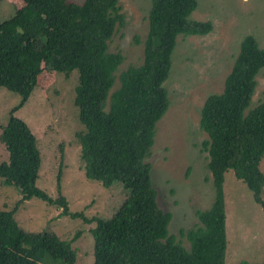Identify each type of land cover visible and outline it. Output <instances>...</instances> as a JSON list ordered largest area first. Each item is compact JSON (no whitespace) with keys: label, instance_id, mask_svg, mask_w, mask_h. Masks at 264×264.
<instances>
[{"label":"trees","instance_id":"1","mask_svg":"<svg viewBox=\"0 0 264 264\" xmlns=\"http://www.w3.org/2000/svg\"><path fill=\"white\" fill-rule=\"evenodd\" d=\"M22 2L0 20V86L20 96L0 130V142L8 152L7 160L0 162V178L19 190L18 203L37 197L62 206L64 215H80L68 212L65 197L53 199L35 185L40 165L36 139L12 114L43 76L76 70L73 103L82 128L75 136L84 174L104 187L120 182L126 190L107 218L82 216L84 223H92V264H264L224 261L225 172L232 170L264 208L259 166L264 154V99L249 108L255 76L264 66V47L255 37L246 34L241 39L222 90L208 94L200 108L213 199L207 209L195 210L199 224L180 229L177 236L168 229L171 212L156 201L148 158L156 123L169 106L163 83L177 37L204 35L212 29L211 22L190 19L196 0H150L142 62L121 71L113 89L114 73L123 60L120 51L109 49L116 26H123L119 0ZM16 206L0 209V264H38L45 254L57 264L75 263V249L66 240L50 231L20 228L13 215Z\"/></svg>","mask_w":264,"mask_h":264},{"label":"rangeland","instance_id":"2","mask_svg":"<svg viewBox=\"0 0 264 264\" xmlns=\"http://www.w3.org/2000/svg\"><path fill=\"white\" fill-rule=\"evenodd\" d=\"M81 2L82 0H69ZM190 19L209 20L212 29L204 35H179L171 54V68L163 85L169 106L156 123L154 143L148 161L158 206L172 214L168 229L178 236L199 224L195 210H205L213 199V186L207 168V152L202 141L207 137L199 127L200 108L210 93L222 90L226 74L246 34L264 47V0H196ZM23 5L22 0H0V20ZM123 26H116L109 49L120 51L118 75L130 65L142 62L143 41L147 33L146 15L150 0H119ZM137 39V42L135 41ZM43 74H40V76ZM77 71L68 75L43 76L22 106L12 114L21 118L34 134L40 154L35 185L53 199L65 197L68 212L62 206L31 197L18 203L19 190L0 178V209H12L14 218L25 231H50L75 249L74 264H92V223L83 217L107 218L126 195L120 182L104 187L100 181L87 178L75 133L82 126L74 105ZM256 84L249 108L264 99V66L255 76ZM20 101V96L0 86V130ZM8 152L0 142V162ZM264 174V154L260 159ZM226 248L224 261L250 263L264 261V208L254 201L244 182L227 170L223 181ZM264 200V183L261 190ZM189 247L186 239H183ZM45 254L38 264H57Z\"/></svg>","mask_w":264,"mask_h":264}]
</instances>
